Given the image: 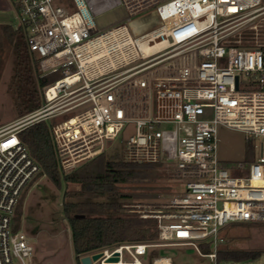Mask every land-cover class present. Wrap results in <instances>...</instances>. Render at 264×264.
I'll return each mask as SVG.
<instances>
[{
    "label": "built area",
    "instance_id": "built-area-1",
    "mask_svg": "<svg viewBox=\"0 0 264 264\" xmlns=\"http://www.w3.org/2000/svg\"><path fill=\"white\" fill-rule=\"evenodd\" d=\"M262 4L264 0H0V12L11 17L13 31L38 63L39 76L62 75L45 87V105L0 127V264H25L34 251L23 233L12 230L20 197L41 171L18 132L59 115L48 112V106L66 90L83 89L85 99L81 111L50 128L63 173L99 155L106 142L132 124L123 160L171 164L184 186L165 204L123 205L140 218L157 221L155 241L120 244L79 259L101 252L92 264H149L151 248L186 246L216 262L227 227L264 223V40L257 37L264 25L255 22ZM117 9L125 18L98 29L94 20ZM146 12L155 28L139 34L144 26L134 17ZM147 36V44L165 38L167 45L142 54L138 39ZM75 76L76 81L62 83ZM219 126L244 133L247 142L257 140L254 160L223 163ZM204 244L210 251H203ZM115 253L117 260H109ZM162 258L172 264L163 256L150 264Z\"/></svg>",
    "mask_w": 264,
    "mask_h": 264
},
{
    "label": "rangeland",
    "instance_id": "rangeland-1",
    "mask_svg": "<svg viewBox=\"0 0 264 264\" xmlns=\"http://www.w3.org/2000/svg\"><path fill=\"white\" fill-rule=\"evenodd\" d=\"M149 13L146 12L134 17L135 21H139L140 25L144 26L139 34L155 28V21L152 15L149 16ZM10 18L6 12H0V127L16 122L30 114L21 117L17 115L14 102L8 91L14 56L11 48L7 45V35L3 29L9 27L10 31L14 33L12 41L20 38L23 42L21 35L13 31ZM255 22L258 25H264V9L260 10V15L256 17ZM257 37L264 40V27L258 29ZM147 39L148 36L138 39L139 48L143 53H150L167 45L165 38L153 45L147 44ZM22 45L28 66L32 72L35 100L43 106L45 105V87L41 88L35 82L33 76H37L38 73L35 60L27 53L23 43ZM80 85L79 83L77 86ZM84 95L83 89H79L74 93H69L68 90L61 92L53 103L48 106V112L59 113L57 116L46 119L50 128L55 123L64 121L81 111L84 107L79 103L85 99ZM159 128L171 129V126L161 125ZM133 131L132 124L125 125L123 131L115 140L104 144L101 153L106 156H114L125 162L123 160V150ZM217 138L219 158L227 166H233L239 162L248 164L253 161V157L257 156L258 141L253 139L251 142H247L245 134L238 130L219 126ZM251 153L252 158L249 159ZM85 163L87 162H83L78 166ZM140 169L144 174L142 180L119 186V194L124 195L126 198L118 197L117 200L124 202V205L165 204L183 191V183L176 178L175 170L171 164L159 162L142 166ZM80 189L79 184L72 183L62 185V188L58 189L46 176L37 175L24 190L16 207L14 218L19 222L18 231L28 238L34 249L33 254L24 260L25 264H79L73 252L71 231L63 214L62 205L69 201H87L89 198L76 195ZM104 200L106 199H97V201ZM126 213L130 212L126 211ZM225 232L228 241L223 244V248L230 247L235 250L259 252L260 256L246 262L220 261L217 263L199 256L191 247L175 246L151 248L150 253L154 251L156 254L150 257L149 264L152 258L158 256L170 257L172 264H264V223L232 224L225 229ZM14 264L21 263L15 260Z\"/></svg>",
    "mask_w": 264,
    "mask_h": 264
},
{
    "label": "trees",
    "instance_id": "trees-1",
    "mask_svg": "<svg viewBox=\"0 0 264 264\" xmlns=\"http://www.w3.org/2000/svg\"><path fill=\"white\" fill-rule=\"evenodd\" d=\"M7 45L14 56L12 75L8 91L14 102V108L19 117L34 112L41 107L35 100L32 72L24 55L20 38L14 39V33L5 27ZM249 40V39H247ZM250 43L244 42V46ZM36 69L38 63L35 61ZM41 88L52 85L62 78L60 72L45 77L33 76ZM19 140L26 146L32 159L41 171L39 176H46L56 188L65 184H79L80 191L76 195L89 198L87 201L65 202L62 205L63 214L71 231V242L76 260L79 256L105 248H112L125 243H148L157 239V221L151 218H140L136 213H126L124 202L118 197L119 186L136 183L144 178L142 166L153 164H134L123 162L116 157L100 153L85 161L87 163L76 167L68 173H63L58 164L50 125L46 120L38 121L18 132ZM252 158V153L249 156ZM254 160V157L252 158ZM67 194V193H66ZM75 196V195H74ZM72 197V196H71ZM106 199L97 201V199ZM83 215V218L77 217ZM18 220L13 217L12 230L18 231ZM228 241L225 236V242ZM223 243V244H224ZM216 253V262H246L260 256L259 252L223 248ZM204 252L210 251L207 244L201 245ZM156 252L152 251L151 255Z\"/></svg>",
    "mask_w": 264,
    "mask_h": 264
},
{
    "label": "water",
    "instance_id": "water-1",
    "mask_svg": "<svg viewBox=\"0 0 264 264\" xmlns=\"http://www.w3.org/2000/svg\"><path fill=\"white\" fill-rule=\"evenodd\" d=\"M125 18V13L121 10V9H117L114 11H111L109 13L103 14L100 17H97L94 22L97 26L98 29L102 30L110 25H112L113 23L122 20ZM80 218H83L84 216H77ZM102 256L101 252H97L94 253L90 256H83L79 259V264H92L94 262H96L98 259H100ZM117 256L118 254L115 253V255L111 258H109V260H117Z\"/></svg>",
    "mask_w": 264,
    "mask_h": 264
},
{
    "label": "bare ground",
    "instance_id": "bare-ground-1",
    "mask_svg": "<svg viewBox=\"0 0 264 264\" xmlns=\"http://www.w3.org/2000/svg\"><path fill=\"white\" fill-rule=\"evenodd\" d=\"M138 22V21H137ZM140 49V48H139ZM155 51V50H154ZM153 52V51H152ZM151 53V52H150ZM142 54H148V53H143ZM103 56V55H102ZM100 56V58L102 57ZM104 58H102L103 60ZM99 63V62H98ZM99 67V66H98ZM101 69V68H99ZM77 77H71V78H68L66 81H62V83H72L73 81H76ZM52 91H55V90H52ZM155 264H170L169 260L167 258H162V259H158L156 260V263Z\"/></svg>",
    "mask_w": 264,
    "mask_h": 264
},
{
    "label": "crops",
    "instance_id": "crops-1",
    "mask_svg": "<svg viewBox=\"0 0 264 264\" xmlns=\"http://www.w3.org/2000/svg\"><path fill=\"white\" fill-rule=\"evenodd\" d=\"M225 234H226V232H225Z\"/></svg>",
    "mask_w": 264,
    "mask_h": 264
}]
</instances>
